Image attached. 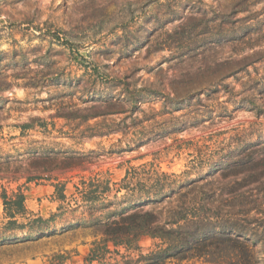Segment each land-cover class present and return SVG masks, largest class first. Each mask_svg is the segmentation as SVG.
<instances>
[{
  "label": "rangeland",
  "instance_id": "obj_1",
  "mask_svg": "<svg viewBox=\"0 0 264 264\" xmlns=\"http://www.w3.org/2000/svg\"><path fill=\"white\" fill-rule=\"evenodd\" d=\"M253 105L264 0H0V264H144L165 244H104L106 224L151 210L164 224L205 183L212 212L231 191L261 199L264 176H222L242 148L264 160ZM158 178L172 194L152 201Z\"/></svg>",
  "mask_w": 264,
  "mask_h": 264
},
{
  "label": "trees",
  "instance_id": "obj_2",
  "mask_svg": "<svg viewBox=\"0 0 264 264\" xmlns=\"http://www.w3.org/2000/svg\"><path fill=\"white\" fill-rule=\"evenodd\" d=\"M252 107L257 113H264L261 107ZM236 157L234 161H225L223 164V177L247 173V177L252 178L253 182L264 176V160H256V149L242 148ZM128 175L129 171L124 179ZM160 182V178L153 180L148 189L143 191L146 198L157 201L172 194V191H163L164 184ZM207 184L198 186V191H180L164 224L157 222V215L152 210L143 213L135 211L121 217L120 221L106 224L103 243L112 242L114 245L131 247L136 246L145 235L159 238L165 245L149 253L144 258V264H167L170 261L179 264L183 260L194 258H203L213 264H264V186L260 189L262 191H256L262 192L261 199L258 200L259 197L249 191H231V195L226 198L231 208L225 212H212L214 210L210 206L214 191H205ZM107 189L108 186L101 193ZM56 192L59 198L64 197L62 191ZM95 192L97 194L94 189L83 191V194L92 200L97 198V195L91 197ZM22 201L23 195L19 194V207H22ZM10 203L15 204L5 199L6 207ZM20 210L11 211L8 216L14 217V214L22 212V208ZM99 249L103 247L99 246L96 252ZM96 252H92L90 261L97 258L99 253Z\"/></svg>",
  "mask_w": 264,
  "mask_h": 264
}]
</instances>
